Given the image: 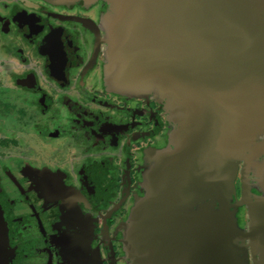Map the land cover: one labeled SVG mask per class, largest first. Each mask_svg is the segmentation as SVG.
I'll return each mask as SVG.
<instances>
[{
  "label": "flooded vegetation",
  "instance_id": "flooded-vegetation-1",
  "mask_svg": "<svg viewBox=\"0 0 264 264\" xmlns=\"http://www.w3.org/2000/svg\"><path fill=\"white\" fill-rule=\"evenodd\" d=\"M139 1L0 0V53L3 52L0 86H5V90L9 87V79L14 76L12 70L18 63L25 71L18 82L35 93L36 102L32 103L37 104V108L44 112L43 116L49 117L55 124L51 134L56 140L51 149L47 144L38 148L19 133V127L13 129L4 125L0 129V264H93L91 244L95 226L91 218L93 207L98 205L102 206L98 214L102 227L97 230L98 234H104L97 239L99 248L103 250L101 262L97 264H157L158 260L161 261L159 264H164L160 255L164 248L198 249L201 248L198 244L212 243L210 237V241L203 239L198 244L185 245L174 237L181 232L179 228L174 230L177 235L167 237L165 230H159L151 222L146 225H138L137 222L130 226V217L139 218L141 209L138 208L145 206L148 200L141 199L144 189L139 186L132 170L135 158L132 149H138L140 144L151 146L156 139L150 136L156 135V127L160 131L164 129L165 122L178 127L189 126L190 122L204 125L200 121L207 109L205 100L201 98V101L191 102L188 97L198 98V93L208 84H214L218 75H225V89L215 103L220 104L226 96L227 85L236 82V76L228 71L236 64V59L224 61L226 65L222 61L219 64H223L216 67L209 62L210 59L204 60V56L197 52L207 45V26L212 21L224 26L222 41L229 42L231 37L227 29L236 19L230 13L214 15L210 0H206L207 12L202 7L205 0H199V4L195 3L198 0H183L187 2L186 13L177 21L174 34L167 39L166 45L154 48L150 42L125 34H120L115 40L113 22L125 15L127 17ZM142 1V8L150 6L151 15H157L158 0ZM245 2H241L243 6ZM137 13L134 11L135 16ZM217 17H220L219 21ZM151 25L147 23V28L153 30ZM137 28L138 25L131 31L137 33ZM234 30L237 41H242L244 38L240 30L236 27ZM177 35L182 36L178 39ZM58 51L61 63V51L67 59L63 69H58L61 65L53 62V52L59 54ZM113 51L121 55H118L117 65ZM186 53L188 58L184 55ZM37 63L46 74L49 88L41 86L36 73ZM106 65L117 67L120 80L128 78L136 81L140 76L143 87L140 91L112 90L107 82L108 76L105 77ZM139 71L143 76L138 74ZM55 90H67L68 93ZM31 92L23 91L25 104L22 106H15L13 99L7 97L1 106L17 107L19 112L25 113V110L31 109L29 106V109L24 108L25 105H32L27 100ZM180 92L183 97L177 95ZM9 93L17 100L13 91ZM62 102L80 112L92 111L93 120L79 119L81 122L78 124L61 122L57 113ZM198 104H201L200 108ZM219 106L222 107L221 104ZM176 110L186 112V115L189 113L185 117L188 122L180 123L174 117ZM104 118L107 158L101 156V146L98 149L93 145L88 148L73 145L74 131L80 129L79 124L100 125ZM32 131L35 135L38 129ZM83 133L86 132L82 130L78 134ZM260 133L255 131L251 144L242 147L244 153L239 157V164H246V158L252 155L256 144H264ZM206 135L203 133L196 137L199 142L194 153L191 152L190 160H202L208 155L204 153H210L211 140ZM37 138L40 146L46 143ZM124 146L129 150L123 151ZM64 149L65 158L58 159L57 152ZM256 154L252 155V160ZM240 173V180H243ZM238 222L240 224V219ZM219 227L216 226V230L229 229L227 224H220ZM241 227L234 228L232 234L237 236L232 238V235L227 241L231 244L228 247L225 245L227 250L221 254L219 264H245L244 253L250 254L252 264H263L258 234L244 235L252 229L242 224ZM141 233L142 238H150L153 242L154 236L158 237L156 242L160 246L155 244L153 248L158 250L156 256L146 252L150 245L143 248L139 244ZM237 241H240V247ZM208 264H212V260Z\"/></svg>",
  "mask_w": 264,
  "mask_h": 264
},
{
  "label": "water",
  "instance_id": "water-1",
  "mask_svg": "<svg viewBox=\"0 0 264 264\" xmlns=\"http://www.w3.org/2000/svg\"><path fill=\"white\" fill-rule=\"evenodd\" d=\"M167 1L172 0H158L156 7L157 15L152 16L150 6L145 5L142 8L143 1L140 0V3L138 2L139 4H136L135 9L127 17L125 15L113 22V30L116 32L114 36L115 40L121 36L120 34H125L130 35V38L150 42L154 48H159L160 45H166L168 42L167 39L174 34L173 31L175 26L177 27V21L179 22V18L186 13L187 4L183 0L175 1L177 4L174 1L172 3ZM210 1L213 9V12H210L214 13V15L216 13L221 15L222 12L230 13L236 21L227 29L229 37H231L229 42L222 41L225 34L224 26L221 27L219 24L216 25L213 21H210L211 23L207 26L209 28L206 33L208 37L207 45L199 48V52L197 53L204 56V60L210 59L209 62L215 64L213 66L216 67H220L223 63H219L222 61L236 59V64L228 70L233 73V76H236V82L227 85L226 96L220 103L221 108L219 106L220 104L216 105L215 103L216 99H220L225 89L227 82L225 75H218L214 84H208L201 93H198V98L194 97L193 101H201L202 98L206 102L207 109L203 112L204 114L200 122H204V125L202 123L201 127H204L203 131L207 134V139L211 140L212 149L214 148V143L222 151L225 149L226 144L236 142L235 146L237 149L241 148L237 151L238 157H242V153H244L242 147L251 144L255 131L261 132L259 135L264 138V0H245V6L241 3L243 0ZM198 2L199 0L195 3L199 4ZM202 7L206 12L209 11L206 0L202 2ZM134 11L138 12L136 16L134 15ZM206 16L210 19L209 15ZM220 17H217L218 21ZM149 22L152 24L153 30L150 27L147 28V23ZM137 25L139 27L137 28V33H133L131 29ZM233 27L234 29L236 27L240 30L244 38L242 41H237L236 32ZM181 36L177 35L178 39ZM154 39L159 42H155ZM58 53L53 52V62L55 63L56 61L55 64L58 66L61 65L58 69H63L66 67L65 62L67 59L61 51V59L63 60L61 63L60 52L58 51ZM118 55L120 54H116L113 51L115 65L118 64ZM184 55L187 57L188 53ZM249 57L256 58L249 59ZM224 64L226 65V62ZM138 74L141 75V71ZM137 80H140V76ZM124 81L129 85L134 83V81L128 78H124ZM198 107L200 108V106ZM262 149H264V144H256L252 155L257 153V150L260 152ZM252 155L250 154L246 158V164L241 170L243 175V200H238V205H246L248 207L252 231H248L244 235L247 233L250 235L258 234V239L260 238L259 250L262 263L264 264V200L258 202L253 199V192L250 190V178L247 174L249 167H252ZM189 164L190 162L188 160L183 165L177 164L174 166H166V168L163 165L160 168L162 177L158 180L157 187L161 194L148 199L145 206L138 208L141 209L138 225H140L139 223L145 225L149 222L154 223L159 230H165L164 235L167 237L173 234L177 235L174 230L179 228L181 232L178 235L182 234L183 236L180 237L177 235L174 237L179 238V241H182L185 245L198 244L203 239L209 240L210 237L212 238V243L198 244V246H201L198 249H196L197 247L164 248L165 250H161L162 253L160 254L162 259H164V264H208L210 260H212V264H219L221 254L231 244L227 241L232 235V238L237 236V234H232L233 230L229 225V229L221 228V231H219L216 230V226L220 225H214V223L209 222L206 218L203 219V217L194 215H183L184 217L176 216L177 206L184 203L186 193L189 189V176L194 171L195 164H190V167L187 168ZM186 172L189 174L185 175ZM263 172L264 166L261 169L262 175ZM150 212H152L151 216ZM166 219H174V221L169 226H165ZM161 231L159 232L160 234ZM156 239L158 237L154 236V242L147 238L141 243V247L143 248L150 245L146 252H152L154 256L157 255L158 251L153 250L155 244H157L156 246H160L158 245L160 243H157ZM176 243H173V245ZM225 245L228 246L225 248ZM156 263L159 264L161 261L158 260Z\"/></svg>",
  "mask_w": 264,
  "mask_h": 264
},
{
  "label": "crops",
  "instance_id": "crops-1",
  "mask_svg": "<svg viewBox=\"0 0 264 264\" xmlns=\"http://www.w3.org/2000/svg\"><path fill=\"white\" fill-rule=\"evenodd\" d=\"M119 78V72L117 71L116 67H112L110 70V87L114 91H132L137 90L140 91V89L143 87L144 83L143 80H132L134 83L127 84L124 79L121 80ZM136 82V83H135ZM134 84V85H133ZM159 92H161V89H159ZM183 94V93H182ZM179 95V94H177ZM184 96V94H183ZM188 97L185 96V99ZM194 97L189 96L188 100L191 102L193 101ZM69 105V104H68ZM70 106V105H69ZM200 106V105H199ZM71 114L70 121L68 123L78 124L81 122L79 119H88V122L90 120H93L94 114L90 113L92 111H88V113H84V111H78L74 108V106H71ZM61 108L58 111V115H61L60 112ZM183 113V114H182ZM189 113L186 112H178L176 110V113L174 115L175 118H178L180 123H186L188 122L185 120ZM98 115V113H97ZM186 115V116H185ZM102 120H105L102 119ZM178 121H173L177 122ZM100 122V121H99ZM98 123V122H97ZM164 129L160 131L156 127V135L150 136L153 139H156L155 142L151 146H147L145 144H140V147L132 149V152L134 154V162L132 166V170L134 172V175L139 180V186H142L144 189V196L141 197L142 200L150 199L153 197H157L161 194L159 192L157 183L160 177L162 175L160 174V168L164 165L166 166H174V165H183L186 163V160H189L191 165L195 164V169L193 171V174L189 176L190 180L188 182L189 189L186 193L184 203H181L177 206V214L178 217H184L186 216H199L208 219L209 222L214 223V225H220V224H227L229 227L234 231V228L237 229L240 219L239 216L241 215L239 212V206L234 207V211H231V209L226 208L225 212L222 213L220 210H216L209 201L206 202L203 195H205L206 191H210L211 189V181L215 179V177H218L220 179V183L224 185L222 186L223 190L227 192L228 190L232 189L233 191H236V184H237V178L240 176L241 179V173L238 172L239 168V160H238V152L237 147L235 146V143H229L225 145V149L220 151L217 148V145L214 143V148L210 151V153H204L208 154L207 157L204 159H193L190 161V154L193 152L194 149L197 148V144L199 140L196 137L202 136L204 133L201 124L195 123L193 124V128L185 125L175 126L174 124H168L164 123ZM80 129H77L74 131V144L76 147L84 148L85 146L90 147L93 146H101L102 150L105 148V140L100 141L97 139L98 137H102L100 134L101 126L100 125H78ZM100 126V127H99ZM78 128V127H77ZM84 130L86 132L78 134L79 131ZM114 134H118L116 130H112ZM165 136L163 137V135ZM97 143V144H96ZM124 149L128 151L129 149L124 146ZM145 149V151H144ZM245 149V148H244ZM216 151V152H215ZM125 153V152H123ZM228 154V161L233 167V170L230 168L229 170L226 167V157ZM259 154L262 155V158L264 160V149H262L260 152L257 151V154L253 158L251 165L249 167V171L252 169H255V171L261 174V169L259 166L255 165L256 157L259 156ZM247 155V154H246ZM254 162V163H253ZM190 164L187 166V168L190 167ZM198 165V166H196ZM184 171V170H183ZM189 174L186 172L185 175ZM249 175V173H247ZM230 176V178L228 177ZM250 177V176H249ZM227 179V181H226ZM230 185H226V184ZM233 185V187H231ZM203 198V199H202ZM238 204V201H237ZM205 205H207L205 207ZM233 204L230 203V207H232ZM102 209L101 205H98L97 208L93 207V213L91 222H94L95 228L93 229L92 235L94 236V240L92 241V249H93V264L100 263V259L102 258V252L103 250L100 249L99 244H97V239L104 233L98 234L99 228L102 227V221L98 217L99 211ZM140 217H130V226L133 227L134 224H136L139 221ZM174 221V219H166L165 226L170 225V221ZM232 220L234 221L232 223ZM232 224V226H231ZM219 227V226H218ZM92 232V231H91ZM131 234V233H130ZM138 234V233H137ZM134 235V233H133ZM141 237L138 238L139 244L145 241V238H142V233L139 234ZM101 238V237H100ZM150 239V238H149ZM96 240V241H95Z\"/></svg>",
  "mask_w": 264,
  "mask_h": 264
},
{
  "label": "rangeland",
  "instance_id": "rangeland-1",
  "mask_svg": "<svg viewBox=\"0 0 264 264\" xmlns=\"http://www.w3.org/2000/svg\"><path fill=\"white\" fill-rule=\"evenodd\" d=\"M31 54L33 55V53L31 52ZM3 52L0 53V59L3 58ZM37 60V57L35 56V62ZM16 67L14 66V69L12 70L14 76L13 78L9 79V87L5 90L4 87L5 86H0V97L1 95H3L2 99H0V129L2 130V127L4 125H6V127L8 128H18L20 129V134L23 135L26 140H28L30 143L33 142L35 143V145L40 148L44 145H48L49 149L53 148L54 144L56 145V140L55 137L51 134V132H53L55 130V124L52 123L53 121L49 118V117H44L43 114L44 112H42L41 110H39L38 105H33L34 102H36V99L34 98L36 95H34L35 93H32L29 89L20 86L19 82H18V78H20V76H24L22 73H24L25 71L22 69L21 66H19L18 63H15ZM36 66V73L38 75V77L40 78L41 81V86L49 88L48 86V81L45 79V75L44 72L42 71V69L39 67L38 63L35 65ZM110 66L106 65L105 68V77H107V82L109 84H111L109 76H110ZM50 79L52 80V78L50 77ZM20 80V79H19ZM95 83V81H94ZM4 89V90H3ZM13 91V94L16 95V99L15 100L14 96H12L9 92ZM23 91L26 92H31L32 94H28V101L29 103H31L32 105H25L24 108L29 109V110H25V113H21L18 111L17 107L18 106H22L23 104H25V95L23 93ZM150 91V90H149ZM55 92H59V93H68L67 90H62V91H56ZM23 93V94H22ZM59 95V94H58ZM64 95V94H63ZM180 97H183V94L180 92L179 93ZM5 97L7 98H11L13 99L12 101L15 103V106L17 107H7L5 105L1 106V103L3 102V100H7L5 99ZM9 100V99H8ZM33 102V103H32ZM63 104H60V112L61 115H59L58 117H60V121L61 122H65L68 123L70 121V117L72 116L71 114V108L68 104H64V102H62ZM29 106V108H28ZM48 106L49 105H45ZM33 108V109H32ZM36 109V110H34ZM38 109V110H37ZM47 116V115H46ZM45 118V119H44ZM102 125L101 129H99L100 134L102 137H98L97 139L103 141L105 140V120L101 121ZM100 127V126H99ZM190 127L193 128V122H190ZM38 129V131H36L37 133L32 131ZM46 129V130H45ZM42 131L44 133H42ZM37 137H40V140L46 141V143H41L40 146V142L38 140ZM49 139V140H47ZM92 145L93 144L92 142ZM94 147V146H92ZM24 148V147H23ZM100 147L98 146V149ZM65 149L61 150V152H57V158L58 159H64L65 158ZM96 154V152H94ZM102 157H105V148L103 149V154H101ZM108 157V156H107ZM105 157V158H107ZM228 159V154L226 157V167L229 170L230 168L233 170V167H231L232 164L229 163ZM238 160H240L238 158ZM240 163V162H239ZM254 163V162H253ZM36 166H38L39 164L36 162L35 163ZM48 164V163H47ZM20 165V163H19ZM66 166V164H64ZM63 165V166H64ZM69 165V164H67ZM255 165L259 166L260 168H262L264 166V160L262 158V155L259 154V156L256 157V161H255ZM198 166V165H196ZM244 164H239V168H238V172L240 173L241 170L243 169ZM66 169V168H65ZM195 169V168H194ZM42 170V169H40ZM97 170V169H96ZM63 171V170H62ZM249 173V178H250V190L251 192H253L252 197L253 199H255L258 202H262L264 200V172L263 175L260 174V172H256L255 169H252L251 171H248ZM230 178V176H228ZM243 177V176H242ZM26 180H28L26 178ZM240 177L237 178V189L236 191H233L232 189L228 190L227 192H225L222 188V186L224 187V185H222L220 183V179L218 177H215L214 180H212L211 183V190L210 191H206L205 195H203L204 199L210 202V204L212 205V207H214L216 210H220L222 213L225 212L226 208L231 209V211H234V207L236 205V207H240L238 214L240 213L241 215L239 216L240 218V224L238 225V229L242 228V225H247L248 228H251V221H249V211H248V207L246 205H238L237 201L238 200H243V189H242V184L243 181L240 180ZM227 181V179H226ZM228 182V181H227ZM227 186L230 185L229 183L226 184ZM231 187H233V185H231ZM203 199V198H202ZM230 203L233 204L232 207H230ZM207 205H205L206 207ZM208 207V206H207ZM15 208H17V206H15ZM234 221L232 220V223ZM232 226V224H231ZM237 246L240 247V241H237ZM238 258H242L240 255H237ZM244 263L245 264H252V260L250 257L249 253H244Z\"/></svg>",
  "mask_w": 264,
  "mask_h": 264
},
{
  "label": "bare ground",
  "instance_id": "bare-ground-1",
  "mask_svg": "<svg viewBox=\"0 0 264 264\" xmlns=\"http://www.w3.org/2000/svg\"><path fill=\"white\" fill-rule=\"evenodd\" d=\"M257 57V56H256ZM256 57L252 58V57H249V59H255Z\"/></svg>",
  "mask_w": 264,
  "mask_h": 264
}]
</instances>
